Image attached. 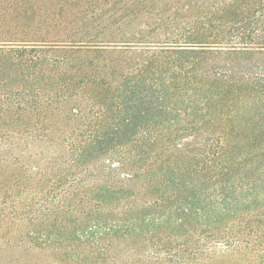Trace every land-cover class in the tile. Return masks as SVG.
I'll use <instances>...</instances> for the list:
<instances>
[{
  "label": "trees",
  "instance_id": "obj_1",
  "mask_svg": "<svg viewBox=\"0 0 264 264\" xmlns=\"http://www.w3.org/2000/svg\"><path fill=\"white\" fill-rule=\"evenodd\" d=\"M17 3L21 4L19 0H11V6L6 10H14L18 7ZM19 9L22 10L18 12L24 16L37 12V7L27 9V6H19ZM258 12L264 14V0H235L214 14L197 19L188 34L172 39L175 40L172 43L179 46H172L173 49L159 54H145L146 59H142L131 71L118 65L108 72L106 66L101 68L95 63V58L72 61L50 55L62 50L63 41L54 42L48 50L27 46L36 44L1 48L0 221L7 222L9 216L16 218L21 206L28 215H33L29 220L32 223L45 218L44 213L36 217L42 211L63 212L60 222L75 225L78 241H90L92 235L79 234L82 222L94 225L90 227L92 232L100 229V214L104 208L111 212L132 211L139 204L137 197L140 195L136 196L139 192L147 200L143 199L147 207L145 214L132 217L126 212L122 215L108 213L106 216L112 223L113 230L110 231L116 238L125 235L139 240L144 238L145 233L153 237L155 233L163 235L164 238L159 237L153 247L155 254H163L179 262L182 261L180 256H184L185 261L201 256V249L206 243L205 235L216 241H228L234 237V234L226 235L216 227L205 229L204 220L234 216L245 203L251 207L259 206L257 201L264 193V166L248 163L246 155L241 152L237 159L234 157L237 151L242 150L239 144L235 146L234 143L233 135L238 132L228 134L230 144L226 145L227 139L217 140L195 157H191L188 151L183 159L173 155L172 159L156 156L154 161H146L144 155L148 149L162 140L171 146L179 144L182 133L166 136L163 132L151 135L141 131L149 119L168 121L166 118L175 111L170 105L172 98L182 93L187 96L184 88L188 84L199 86L198 92L205 101L197 109L202 113L212 111L218 114L228 107L235 108L236 92L242 91L245 86L235 84L232 69L215 72L214 76L210 75L213 77L211 81L205 84L197 79L190 81V78L194 79L191 70L194 73L199 69V60L204 55L217 51L206 47L233 50H219L217 54L235 53L237 48H241L239 45L244 49L248 47L246 45L250 44L252 34L249 17L258 15ZM7 38L6 42L12 44L39 43L34 39L36 35ZM29 38L32 41H26ZM96 50L106 53L116 49L97 47ZM119 52L124 54L125 51ZM92 94L96 95L94 101L99 110L98 116H112L111 125L67 136L65 146L61 145L64 149L60 151L46 147L51 157L42 165L32 162V165L24 166L14 157L16 152L23 153L24 145L34 138L48 142L59 139L55 131L36 128L43 116L68 110L71 103ZM77 113L80 114L81 110ZM127 114L131 115L130 119L125 118ZM257 134L256 138L264 136V130ZM177 148H184L185 152L184 146ZM101 162L106 164L102 166ZM247 179L257 182L253 188L245 183ZM141 184V188L148 193L136 189ZM23 188L31 193H28L32 198L30 204L21 202V196L25 194L24 191L21 193ZM237 191L242 193V197H236ZM149 194L150 199H147ZM7 211L11 213L7 215ZM68 214L69 217H66ZM50 220L44 219L46 222ZM200 221L204 229L200 230L196 239L193 234L197 230L189 224ZM98 235L93 232L94 237ZM186 237L181 242V238Z\"/></svg>",
  "mask_w": 264,
  "mask_h": 264
},
{
  "label": "rangeland",
  "instance_id": "obj_2",
  "mask_svg": "<svg viewBox=\"0 0 264 264\" xmlns=\"http://www.w3.org/2000/svg\"><path fill=\"white\" fill-rule=\"evenodd\" d=\"M19 1L21 4L17 3L18 7L10 11L6 9L11 6V0H0V49L22 48V45L36 44L27 46L48 50L54 42L63 41L62 44L59 43L62 50L50 55L69 58L72 61L95 58V63L99 67L106 66V71L110 72L118 65L131 71L142 59H146L145 54L150 52L159 54L161 51L173 49L172 46H179L173 44L175 40L172 39H177L178 35L188 34L197 19L212 15L218 9L233 4L235 0ZM19 6H27V9L37 7V12L34 15L30 12L24 16L18 12L22 10ZM257 14L249 17V30L252 34L250 44L246 45L248 47L244 49L239 45L241 48H237L235 53L231 54L216 53L219 50L226 52L231 48L206 47L217 51L215 54L204 55L205 59L199 60V69L194 73L191 70L194 79L190 78V81L197 79L205 84L211 81L213 77L210 75L214 76L215 72L232 69L235 84L245 86L242 91L236 92L235 108L228 107L218 114L212 111L202 113L197 109L203 106L205 101L198 92L199 86L188 84L184 88L187 96L182 93L172 98L170 105L175 111L166 118L168 121L159 118L149 119L147 120L149 125L146 123L141 131L151 135L163 132L162 134L166 136L180 132L182 134L179 144L171 146L168 145L169 142L162 140L157 146L146 151L144 160L154 161L156 156L172 159L173 155L183 159L189 152L192 154L191 157H195L201 155L215 141L231 139L228 134L234 131L238 132L233 135L235 146L239 144L242 148L234 157L237 159L241 152L246 155L245 160L248 163L264 166V136L257 138L255 136L264 130V14L260 12ZM15 35L24 37L36 35L34 39L39 43L6 42L9 40L7 37ZM26 41L32 40L29 38ZM97 47H111L116 50L98 53L95 52ZM121 50L125 51L124 54L119 52ZM95 97V94L81 97L71 103L68 110H59L52 116H43L44 119L36 128L55 131L59 139L48 142L34 138L29 144L24 145L23 153L16 152L14 157L24 166L32 162L42 165L51 157L46 147L60 151L64 149L61 145L65 146L67 136L107 128V125L113 123V118L98 116ZM78 110H81L80 114L77 113ZM127 115L125 118L130 119L131 115ZM245 137L252 139L244 140ZM228 139L225 141L226 145L230 144ZM180 146L185 147L186 153L184 148H177ZM179 149L183 151L177 152ZM103 164L106 163L101 162L100 165L104 166ZM123 178L124 176L121 179ZM245 183L253 188L257 182L247 179ZM258 184L260 185L259 182ZM142 185H138L136 189L146 193L147 191L141 188ZM23 191L25 194L21 196V202L30 204L32 200L28 195L30 191L24 188L21 193ZM241 194L238 191L235 193L237 198L242 197ZM136 196L139 204L132 211L111 212L104 208V212L100 214L101 227L93 230L99 233L97 237L93 236L90 229L94 225L83 221L79 234L92 235L90 241L89 239L78 241L75 225L60 222L63 212L42 211L36 217L44 213L45 218L32 223L29 220L33 215H28L21 206L16 218L9 216L7 222L0 221V264H264L263 192L260 195L261 199L257 201L258 207H251L245 203L234 216L224 219L218 216L217 219L211 217L204 220L205 229L216 227L226 235L234 234V237L228 239L230 242L226 239L210 240L208 235H205L203 237L206 243L201 249V256L194 260L186 257V261L183 259L184 256H180L182 261L179 262L168 259L163 254H155L153 247L159 237L164 238L163 235L155 233L153 237L145 233L144 238L139 240L129 239L125 235H119L118 238L112 235L110 231L112 223L106 217L108 213L122 215L127 212L132 217L145 214L147 207L143 201L146 198L139 192ZM150 196L149 194L147 199H150ZM6 213L9 215L11 212ZM66 217H69V214ZM44 219L51 220L46 222ZM201 223L202 221L189 224L197 233L188 234H193L197 239L200 230L204 229ZM122 225L123 223L120 226ZM72 236L76 240L69 239ZM186 239L187 237L181 238V242Z\"/></svg>",
  "mask_w": 264,
  "mask_h": 264
}]
</instances>
